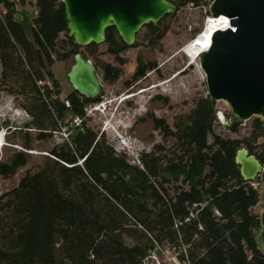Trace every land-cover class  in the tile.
<instances>
[{"label": "trees", "instance_id": "obj_1", "mask_svg": "<svg viewBox=\"0 0 264 264\" xmlns=\"http://www.w3.org/2000/svg\"><path fill=\"white\" fill-rule=\"evenodd\" d=\"M172 1L178 9L209 3ZM31 3L36 16L27 29L16 14ZM67 24L62 0L0 1V91L22 97L32 118L21 144L25 150L0 161V176L9 178L28 164L35 140L68 134L44 154L37 171L0 195V264H147L164 249L177 253L178 264H264L261 212L254 210L262 193L244 180L236 161L244 146L264 166L262 118H253L249 136H222L215 133L216 103L209 95L200 97L170 132L179 143V158L164 164L153 151L140 155L141 164L131 163L85 121L87 106L100 98L92 101L75 90L61 98L51 67L77 52L102 68L105 80L122 75L121 67L98 58L101 44L80 47L66 34L71 48L61 53ZM159 25H145L156 34L154 44L166 33ZM104 43L116 57L128 47L115 27L107 29ZM158 69L156 62L138 59L133 79ZM155 122L167 128L163 120ZM241 123L236 118L229 129L238 132Z\"/></svg>", "mask_w": 264, "mask_h": 264}, {"label": "rangeland", "instance_id": "obj_2", "mask_svg": "<svg viewBox=\"0 0 264 264\" xmlns=\"http://www.w3.org/2000/svg\"><path fill=\"white\" fill-rule=\"evenodd\" d=\"M209 4L206 3L204 7L182 6L177 12L163 18L159 28L166 33L157 44L152 43L157 38L156 34L143 27L137 34L135 43L128 45L118 57L108 52L105 43L99 46L98 58L102 62L121 67L122 75L114 82L105 80L104 70L98 68L103 83L102 96L99 101L87 106L85 121L88 126L103 134L113 149L118 154L126 155L131 163L141 164L140 155L153 151L164 164L179 158V143L170 132L175 131L176 122H180L190 113L200 97L208 95L207 78L200 60L198 59L197 63L191 62L183 50L196 38L211 16L208 14ZM35 16L36 8L33 3L18 7L16 19L27 29ZM66 34L68 33L64 32L60 37L61 53L71 48L65 43ZM28 35L31 37L29 31ZM73 57L74 55L65 61H56L51 67L61 85L62 99L74 91L68 79ZM138 59L143 62H156L159 69L148 71L145 78L135 80L133 76ZM121 60L125 63L121 64ZM21 104L22 97L19 95L7 89L0 91V134H3L4 144L0 147L2 161H8L16 149H24L21 144L27 139L25 126L31 123L32 118ZM216 109L217 113H223V117L220 118L217 114L215 133L232 138L249 136L252 120L256 116L247 121L243 120L239 131L232 132L229 127L236 117L232 114L230 106L225 101H218ZM155 119L163 120L167 128H157ZM69 127H72V124ZM19 129H23V133H20ZM28 130L35 133L34 129ZM73 130L71 128L69 133ZM67 135L54 133L48 141L35 140L33 149L27 150L32 155L28 164L19 168L9 178L0 176V195L16 187L26 173L37 171L43 163L44 154L55 145L63 143ZM259 142H264V137ZM253 184L263 194L264 170L253 180ZM171 186L166 184L167 188ZM262 205L263 200L254 210L261 212ZM147 264H178L177 253L169 249L155 251L147 259Z\"/></svg>", "mask_w": 264, "mask_h": 264}, {"label": "water", "instance_id": "obj_3", "mask_svg": "<svg viewBox=\"0 0 264 264\" xmlns=\"http://www.w3.org/2000/svg\"><path fill=\"white\" fill-rule=\"evenodd\" d=\"M68 20V35L85 47L102 44L107 29L115 27L127 45L147 24L157 25L177 12L172 0H62ZM210 15L228 19L213 32L211 45L199 58L206 74L212 102L225 101L232 114L247 121L261 117L264 123V0H209ZM68 79L75 91L94 101L102 96L103 83L91 58L74 55ZM220 118L222 112L217 113ZM1 161V156H0ZM237 163L244 180L253 182L264 170L255 154L243 147ZM258 240L264 250V192Z\"/></svg>", "mask_w": 264, "mask_h": 264}, {"label": "bare ground", "instance_id": "obj_4", "mask_svg": "<svg viewBox=\"0 0 264 264\" xmlns=\"http://www.w3.org/2000/svg\"><path fill=\"white\" fill-rule=\"evenodd\" d=\"M227 21L228 19L223 16H209L200 34L191 40L183 50L190 57L191 62L197 63L201 53L208 50L210 47L214 30L221 27L223 28ZM3 145V134H0V147Z\"/></svg>", "mask_w": 264, "mask_h": 264}, {"label": "built area", "instance_id": "obj_5", "mask_svg": "<svg viewBox=\"0 0 264 264\" xmlns=\"http://www.w3.org/2000/svg\"><path fill=\"white\" fill-rule=\"evenodd\" d=\"M190 5H191L192 7H194L193 4H190ZM209 5H210V4H209ZM203 7H204V6H203ZM208 18H209V17H208ZM65 102H66V104H67L68 106L70 105V104H69V101L66 100ZM75 121H78V122H79V121H81V120H79L78 118H75Z\"/></svg>", "mask_w": 264, "mask_h": 264}, {"label": "clouds", "instance_id": "obj_6", "mask_svg": "<svg viewBox=\"0 0 264 264\" xmlns=\"http://www.w3.org/2000/svg\"><path fill=\"white\" fill-rule=\"evenodd\" d=\"M99 109V108H98Z\"/></svg>", "mask_w": 264, "mask_h": 264}]
</instances>
